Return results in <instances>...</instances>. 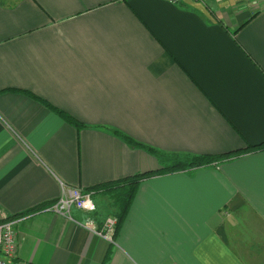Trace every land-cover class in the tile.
Listing matches in <instances>:
<instances>
[{
    "label": "crops",
    "instance_id": "1",
    "mask_svg": "<svg viewBox=\"0 0 264 264\" xmlns=\"http://www.w3.org/2000/svg\"><path fill=\"white\" fill-rule=\"evenodd\" d=\"M262 143L264 0H0L8 264H264ZM146 147L227 156L142 179L113 243L43 211L161 168ZM93 199L76 220L114 215Z\"/></svg>",
    "mask_w": 264,
    "mask_h": 264
},
{
    "label": "built area",
    "instance_id": "2",
    "mask_svg": "<svg viewBox=\"0 0 264 264\" xmlns=\"http://www.w3.org/2000/svg\"><path fill=\"white\" fill-rule=\"evenodd\" d=\"M93 194L92 191L68 186L60 182V194L58 198L46 206L43 211H50L61 215L95 236L104 239L108 243H113L117 225V219L114 215L106 216L100 224H96L90 218L79 221L73 215L75 210L87 214H94L96 212ZM15 222L14 218L8 219L7 217L0 221V264H8L10 257L15 255L17 248V233L14 229Z\"/></svg>",
    "mask_w": 264,
    "mask_h": 264
},
{
    "label": "trees",
    "instance_id": "3",
    "mask_svg": "<svg viewBox=\"0 0 264 264\" xmlns=\"http://www.w3.org/2000/svg\"><path fill=\"white\" fill-rule=\"evenodd\" d=\"M58 112L60 113V111ZM66 117L70 122L75 123L74 119H72L69 116ZM118 135L132 146L141 144L121 133H118ZM263 146L264 143H262L261 145H257L258 148ZM257 147L251 146L248 148H257ZM146 148L149 153L153 154L160 160L162 164L161 168L154 171L136 174L130 177H124L117 181H109L106 183H102L101 185H97L92 189H89V191H92L93 193L101 192L104 195H107L111 199L112 205L115 208L114 216L117 219V225L115 228L116 232L129 210L131 202L135 196L138 183L142 179L157 174L173 173L177 171L191 170L201 166H207L227 156V154L223 156V155H208V154L190 155L186 153H169V152L159 151L153 147H146Z\"/></svg>",
    "mask_w": 264,
    "mask_h": 264
}]
</instances>
